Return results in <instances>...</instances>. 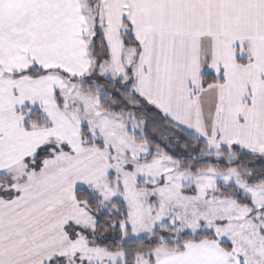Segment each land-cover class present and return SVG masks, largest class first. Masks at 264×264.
I'll list each match as a JSON object with an SVG mask.
<instances>
[{
    "label": "snow or ice",
    "instance_id": "obj_1",
    "mask_svg": "<svg viewBox=\"0 0 264 264\" xmlns=\"http://www.w3.org/2000/svg\"><path fill=\"white\" fill-rule=\"evenodd\" d=\"M0 264H264V0H0Z\"/></svg>",
    "mask_w": 264,
    "mask_h": 264
}]
</instances>
